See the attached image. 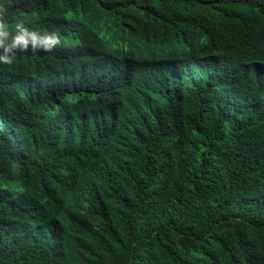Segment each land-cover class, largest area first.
<instances>
[{
  "label": "trees",
  "instance_id": "1",
  "mask_svg": "<svg viewBox=\"0 0 264 264\" xmlns=\"http://www.w3.org/2000/svg\"><path fill=\"white\" fill-rule=\"evenodd\" d=\"M0 4L60 40L0 65V264H264V55L239 44L264 0ZM86 10L130 73L71 43Z\"/></svg>",
  "mask_w": 264,
  "mask_h": 264
},
{
  "label": "clouds",
  "instance_id": "2",
  "mask_svg": "<svg viewBox=\"0 0 264 264\" xmlns=\"http://www.w3.org/2000/svg\"><path fill=\"white\" fill-rule=\"evenodd\" d=\"M7 21V9L0 4V65L11 66L22 54L48 53L60 43L55 32L41 30L16 19L11 23ZM239 44L257 56L264 55V25L259 23L256 27H248ZM254 29V30H252ZM109 24L103 12L86 10L75 23L71 34V43L80 48L86 56L110 57V68L119 66L124 73H130L136 58H140L139 45L127 34L129 31L120 28L116 34H109ZM107 35V38H104ZM154 38H148V42ZM44 220V215L41 216ZM229 250H221L225 252ZM201 256L195 258V262ZM217 262V260H216ZM218 264V262H217Z\"/></svg>",
  "mask_w": 264,
  "mask_h": 264
}]
</instances>
